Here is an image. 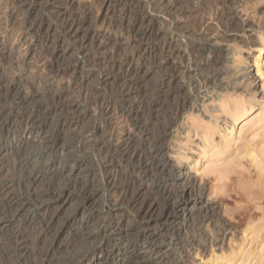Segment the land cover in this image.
Returning <instances> with one entry per match:
<instances>
[{"label":"rangeland","instance_id":"1","mask_svg":"<svg viewBox=\"0 0 264 264\" xmlns=\"http://www.w3.org/2000/svg\"><path fill=\"white\" fill-rule=\"evenodd\" d=\"M239 1L235 0L230 8L238 13L241 20L256 22L258 27L255 31L246 30L245 33L255 38V44L250 43V40L242 42L231 37L221 45L225 51L231 52L232 62L228 66H230L229 69L236 71V74H233L235 72L233 70L230 75L223 78L229 83L239 77L236 79L239 85L225 91H216L215 94H209V96L201 95L196 104L197 108L190 109L183 114L178 130L170 139L168 152L164 155L165 157L160 158L189 172L196 185L205 189V201L218 207L221 219L229 224L230 230L226 233L221 245H217V233L210 229L206 230L207 247L191 250L190 264H264V120L262 118L264 116V54L260 56L262 66L258 68L256 63V57L259 54L257 49L264 45V0L245 1L243 4ZM29 2L34 3L32 8L30 5L29 10L31 21H43L44 27L46 26L42 34L35 39L33 49L40 52L44 49L43 45L56 41L54 49H56L60 64L73 67V76L77 81L83 82L86 92L93 91L96 94L99 92L101 98L113 101L112 105L120 110L125 109L126 115L131 117V123L136 129L135 138L141 146L138 152L141 157L138 155L134 160L125 157L123 161L122 157H114L111 158L113 161L109 160L108 154L102 152L103 144L100 145V149V146L98 148L95 145L96 141L105 138L106 146L110 145L109 149L114 155H119V146L109 141V135L112 132L108 131L106 118L94 110H88L84 104L82 106L85 107L79 113L80 120L73 121L71 119L73 116L67 115V111L62 112L63 114L56 113L48 118L41 117L39 121L34 122V125H30L29 133L32 134L33 139L27 142L24 140L16 144L12 141L14 137L19 138L14 128L10 131L9 137L2 139L3 130L0 128V167L3 166L0 175V190L4 185H8L9 188L4 195L0 193V211L7 215L5 217L7 219L4 220H11L10 225L0 228V264H40L37 263L40 253L48 246H54L55 251L43 262L44 264H59L61 261L73 264L89 247L94 246L96 249V247L116 244L111 235V229L119 221L127 230L123 242L119 243L124 250L114 259L109 260L98 259L96 252L89 254L85 264L88 262L91 264L144 263L137 258L145 255L146 245H159L156 242L147 241L146 243L147 235L155 230L167 234L166 240L167 242L172 241V246H180L182 240H190L193 228L176 230L173 229L174 227L169 228L168 223L157 220L160 215L158 212L164 214L170 208L166 199L169 194L183 190L182 175L180 176L178 170L169 176L159 175L155 170L141 175L137 173L140 178H137V174L132 170L140 165L138 162L142 163L147 158H154L155 154L150 147L153 141L150 139L152 136H159L157 129L161 123L160 115L166 105L164 98L161 99L162 97L155 89L159 82L157 52L155 51L154 56V53L147 55L148 60L141 72L137 74H128L125 70L123 71L119 59H106L114 47L113 43L119 42L120 28L115 27L119 24L116 22L123 15L126 14L127 17L123 27L127 30L133 26L135 30L140 29V31L151 28L152 31L155 30L154 35L160 31L163 23L167 22V17L159 12L160 0H68V2L66 0H29ZM126 11L129 12L126 13ZM87 12L92 15L82 26L81 36L100 27L111 36L112 44L110 43L108 47L98 49L92 45H84L81 38L79 41L65 35L61 26L62 22L58 21L59 15H65L64 18L72 20ZM98 14L101 20L96 23L94 20ZM196 16L193 17L196 19ZM49 26H52L51 29ZM109 26H111L110 29ZM112 27L115 29L111 30ZM245 34L241 33L240 36L246 37ZM126 38L120 41L123 47L129 45L130 39ZM154 38L148 42H156ZM8 45L9 49L11 45L9 43ZM0 47V49L3 48L2 45ZM51 49L53 50L52 47ZM17 51L13 52L20 58L22 55ZM185 52L190 55V48H186ZM16 55L14 54L13 59H17ZM7 56L11 58L9 54ZM192 63L191 59L186 61L188 65ZM105 65L116 66V68L105 69ZM7 74L3 76L1 86L3 88L0 89V113L4 114L3 117L0 116V119L4 122L5 129L15 121V113L6 111L11 108L14 99L4 101L6 94L9 93L7 88L10 87L12 80V75ZM117 81L131 84L132 88L138 84L142 91V100L136 98L135 95L117 98ZM20 83L11 86L12 91L10 92L15 97L19 95L17 91H21V94L27 92L20 88ZM17 85L19 87L16 90ZM211 96L213 99L215 97L214 102L210 99ZM255 96L259 101L255 112L240 121L234 128H228L233 125L232 122L238 113L249 107ZM44 100L39 101V104L38 102L31 104L29 109L32 108L35 111L41 103L53 102L48 99ZM218 121L221 128H216L214 125ZM224 121L229 122L227 127L223 125ZM226 135L230 141L223 145L222 139ZM156 158L158 160V156ZM39 167L42 171L41 179L35 188L30 190L32 171ZM61 172H64L66 176L57 184H52L51 177ZM112 172L118 175L117 180L121 187L130 182V197L137 193L138 186L147 195L153 192V199L156 201L158 199L157 206L159 207L156 218L148 221L143 217V219L135 217L130 208V200L126 204L115 206L108 186ZM155 174L158 178L154 177ZM62 187L67 195L60 201L62 209H57L58 211L55 207V209L51 208L43 212L40 207L37 215L31 211L29 216L14 219L16 207L7 205L9 202L7 197H10L17 200L19 204L25 199L27 202L28 199V203L32 200L30 204L34 203L32 205L38 206V203L30 198L29 190L30 194L41 195L44 194L43 192L48 193V188L51 190ZM63 188L61 190H64ZM56 211L61 212V220L53 228H49L50 220L55 216ZM250 218L257 227L250 224ZM20 245L25 246L23 252L15 257L14 250ZM164 246H158L163 250L161 254L171 250ZM11 256L13 259L10 258Z\"/></svg>","mask_w":264,"mask_h":264},{"label":"bare ground","instance_id":"2","mask_svg":"<svg viewBox=\"0 0 264 264\" xmlns=\"http://www.w3.org/2000/svg\"><path fill=\"white\" fill-rule=\"evenodd\" d=\"M245 1L251 0H240L239 2L243 4ZM66 2H68V0H66ZM234 2L235 0H160L159 12L167 17V22H164L165 24L163 23L160 31L157 33L155 32V35V30L152 31L151 28L143 29L142 27L143 30L141 31L140 29L135 30L133 26L128 30L127 28H123L124 23H126L127 20L126 14L119 18L120 20L116 22L119 24L115 28H120V34L118 38L119 42L113 43L114 47H112V50L108 56L106 55V59H119L120 65L123 66V71L125 70L128 74H137L141 72L142 67L148 60L147 55H152L151 53H154V56L156 51L159 60L157 70L159 74V82L155 89H157L156 92H158L160 97H162L161 99L164 98V102L166 104L164 107L162 106L164 110L162 111L161 115L159 114L161 123L159 127L157 126L158 129L156 128L158 131L157 134L159 136H152V138L151 135L149 136L151 138L149 139L153 141V145L150 147H152L151 149L155 154L154 158H147L142 163L138 162L140 165L134 167L132 170L136 174L140 173V175L142 173L155 170L156 173L163 176H169L178 170L177 172H179L180 176L182 175V183L184 184V187H182V192L177 191L176 193L171 192L169 194L168 198L166 199L170 208L169 210L167 209L164 214H162L158 212V199L157 201L153 199V192L150 195H147L141 188H139L140 186H138V191L135 189L137 193H133L134 195H131L132 197H130V182L128 185L126 183L121 187L118 184V175H114L112 172L110 175V182L108 181V186L113 195V201L115 206H121L130 200V208L132 209L135 217H143L148 221H151L153 218H156L158 212L160 215L157 220L162 221L163 223H168L169 228L174 227L173 229L176 230L179 228H187L188 230L193 228L194 230L192 233V238L190 240H182L180 246H172V241L167 242L166 240L167 234L160 230H155L151 234L149 233V235L146 237V243L147 241L150 243L156 242L159 244L158 246L161 247L162 245H165L164 248L169 247L171 250L169 252L164 251V254H161V251L163 250L160 247L146 245L145 255H141V257L137 258V260L140 262L144 261V263L141 264H190V251L193 249H205L207 247V229L217 233V245L223 244L225 235L230 230L229 224L221 219L219 208L205 201V189L202 186L196 185L189 172H185V169L175 167L173 163L166 161L165 159H161L165 157L164 155L166 152H168L170 139L175 131L178 130V124L180 123L183 114L190 109L197 108L196 104L201 95L209 96V94H215L216 91H225L236 88L239 85V83H237L238 80H236L239 77L229 83L225 82V79L223 78L226 75H230L234 69L231 70L229 69L230 66H228L232 62V58L230 57L231 52L227 50L225 51L221 45L224 41H227L231 37L242 42H248V40H250V43L255 44V38H253V36L251 37L250 34L245 33L246 30L255 31V29L258 27L256 22L241 20L239 18L238 13L234 12L230 8V5ZM33 4L34 3L29 2V0H0V45L3 47L0 49V89L3 88L1 87L3 84V76L6 73L11 74V85L9 88L6 87L9 90V93H5L6 97L4 96V101H8L11 98V100L14 99L12 101L11 108L6 111L15 113V121L9 128L5 129V124L4 122H1L0 119V128L3 130V135L1 136L2 139L4 137L6 138L10 131L14 128L16 133L19 134V138L15 139L14 137L12 141H14L16 144H20L24 140L27 142L28 140L33 139L32 134L29 133V127H31L30 125H34V122L37 120L39 121L41 117L45 116L48 118L56 113L59 114L60 112L62 113L67 111V115L70 114L73 116V118L70 117L73 121L80 120L79 113H81V109L86 106L88 110H94L106 118V125L109 128L108 131L111 130L112 132L110 133L111 135H109V141L116 143L119 146V155H114L112 150L109 149L110 145L109 147L106 146L105 138H101V140L96 141L95 145L97 147L103 144L102 146L104 147L102 148V152L108 154V159L110 158L109 160H111V158L114 157H122V161L125 157H128L129 160H134L135 158L137 159L141 146L139 145L138 140L135 138V133H137L135 126L131 123V117L128 116V114L126 115L125 109L120 110L115 105H112L113 101L106 100L104 97L101 98L99 96V92H97V94L93 91L86 92L83 82L77 81L73 76V67H71V65H64V67L60 64L56 55V49H54L57 44H55L56 41L54 43L52 42V44H45L44 42V49H40V52L37 49H33V46H35L33 45L35 39H37L42 34V31L46 27H44L45 23L43 21H31V14L29 13V10L30 5L32 8ZM127 12L129 11H126V13ZM91 15L87 12L83 13V15H81L79 18H73L70 20L71 18H64L65 15L61 14V16L59 15L58 21L61 20L62 29L67 37L76 40L81 38L84 45H92L95 48L97 47L98 49H104L110 45L112 40L111 36L107 34V31L104 32L100 27L96 29L94 28L93 31L90 30V33L87 32L85 35L81 36L82 26L88 19H90ZM193 16H196L197 18L195 19ZM183 19L185 21H183ZM100 20L101 19L98 14L94 21L97 23ZM114 23L112 24L114 25ZM49 27L51 29L52 26ZM101 27H103V25ZM110 27L111 26H109V29ZM148 27L150 26L148 25ZM113 28L114 27H112L111 30ZM241 33L245 34L246 37H241ZM125 37L130 39L129 45H127V47L121 46L120 43L122 38ZM152 38H154L156 42L149 43V40ZM114 41L116 40L114 39ZM8 43L11 45L9 49L7 48V46H9ZM188 47L191 50L190 55L185 52V49ZM15 50H18L22 55L20 58L17 57L16 53L13 52ZM257 52H259V54L256 57V63L258 68H260L262 66V60L260 56L264 54V45L258 48ZM8 54L11 56V58L7 56ZM14 54L16 55L17 59H13ZM188 59L193 61L192 65L186 64ZM104 68L112 70L113 68H116V66L113 67L111 65H105ZM233 74H236V71ZM130 78H132V76ZM19 82H21L20 88L25 89L24 92H27L21 94V91H17L19 92V95L15 97L12 95V92H10L12 91L11 86L12 84L16 85ZM254 82L255 81H253V83ZM18 85L16 90L19 87ZM130 85L131 84L128 83H118L117 98L135 95L136 98L142 100V91L140 86L135 84L134 88H132V85ZM133 89H135V91ZM136 89H138V91ZM253 91L255 92V87L253 88ZM44 99H48V101L52 100L53 102L50 104H46L47 102L45 104L41 103V105H39L36 110L34 108L35 111H33L32 108L29 109L31 104H34L35 102H38L39 104V101H43ZM210 99L213 102L216 100L215 97L213 99V96H211ZM258 103L259 101L255 96L249 107L244 108L242 111H240V113H238V115L236 114L237 117H235V120L232 122L233 125H230L228 128H234L240 121L252 115L253 112H255V108L258 106ZM83 104L85 106H82ZM3 115V112H1L0 116L3 117ZM262 118L264 120V116ZM224 122L225 123L223 125H226L227 127L229 122ZM214 125L216 128H221L219 121ZM144 128L146 127L144 126ZM102 137H104V135ZM228 141H230V138H228L226 135L222 139V144L226 145ZM116 144L115 146H117ZM157 156L158 160L156 158ZM118 161L121 160L119 159ZM0 168L1 175L3 166ZM33 170L31 184L29 186L30 190L34 189L41 179L42 171L40 170V167ZM140 175L137 174V178H140ZM64 176H66L64 172L53 175L51 177L52 184H57L63 179ZM154 177H157L156 174ZM61 189L52 188L50 190V188H48V193L42 191L44 194L41 195H38V193H36V195L30 194L29 190L28 193L30 198H33L36 201L34 202L38 203V206L32 205L34 203L30 204L32 200L28 203V199L27 202L25 199V201L19 204L16 202L17 200H14L10 197H7L9 199L7 205L13 208L16 207V215L14 219H17V217H23L25 215L29 216L31 211H33L32 213L34 215H37L36 213H38V209L40 207H42V209H40L43 212H46L47 210L49 211L51 208L55 209V207H57L56 210H60L62 209L60 201H62L67 195L65 189ZM8 190V185H4V187L0 190V193H3L4 195ZM6 216L7 215H5L3 211H0V228L2 226L5 227L11 224V220H4L7 219L5 218ZM61 216V212L55 213V216H53L50 220L49 228H53L54 225L61 220ZM250 219V224H252L254 227H257L252 218ZM126 232L127 230L125 229L124 224L119 221L111 229V235L115 239L116 244L112 246H100L99 248L96 247V249L94 246L89 247L85 250L81 257L74 261L73 264H85L87 262L88 255L95 252L97 253L95 255L98 257V259H114L115 256H118L124 250L122 249L123 246H119V243L123 242L124 234ZM23 247L25 246H16L14 250L15 257H17L19 254H22ZM43 250L44 251L40 253L38 259L39 262L37 263L44 264L43 262L55 251L54 246H48ZM241 252L242 250L240 249V253ZM10 258L13 259V256ZM59 264L67 263L66 261H61ZM87 264H91V262H88Z\"/></svg>","mask_w":264,"mask_h":264}]
</instances>
